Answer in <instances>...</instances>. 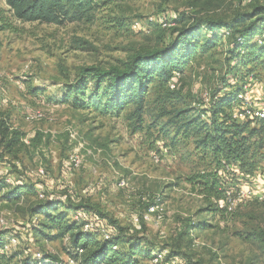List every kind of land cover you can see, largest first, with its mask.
<instances>
[{
	"label": "rangeland",
	"instance_id": "rangeland-1",
	"mask_svg": "<svg viewBox=\"0 0 264 264\" xmlns=\"http://www.w3.org/2000/svg\"><path fill=\"white\" fill-rule=\"evenodd\" d=\"M257 2L264 5V0H125L99 9L93 23L55 26L19 23L0 0V26L7 25L0 30V109L26 134L28 146L17 161L0 162V243L17 240L8 256L24 260L41 253L66 264L68 237L44 231L39 224L44 215L33 216L32 211L45 200H70L88 206L84 211L92 226L83 232L103 240L120 229L126 241L150 254L166 250L178 264H264L259 238L264 235V161L252 175L235 165L220 172L229 207L222 219L206 212V203L185 180L205 166L192 138L178 140L171 149L170 138L157 129L131 132L125 118L131 108L115 116L62 100L64 87L81 68L107 69L137 52L161 47L162 40L167 43L171 33L158 26L159 18L171 25L181 16L188 25L205 17L232 22ZM204 32L201 28L198 33L201 41ZM230 53V41L221 40L182 73L174 72L180 94L175 106L208 109L212 93H219L225 79L239 93L251 79L253 96H264V68L238 64ZM154 95L147 99L144 127ZM34 112L41 118L24 119ZM37 133L44 135L41 143L29 146ZM21 185L30 192L13 194ZM138 259L148 264L146 257Z\"/></svg>",
	"mask_w": 264,
	"mask_h": 264
},
{
	"label": "trees",
	"instance_id": "trees-1",
	"mask_svg": "<svg viewBox=\"0 0 264 264\" xmlns=\"http://www.w3.org/2000/svg\"><path fill=\"white\" fill-rule=\"evenodd\" d=\"M3 1L11 17L19 23L62 26L74 22L93 23L99 9L125 0ZM238 20L246 23L238 27L235 25ZM196 22L188 25L181 16L178 24L176 22L168 28L158 25L163 31H170V40L167 43L162 40L161 47L137 52L119 65L107 69L99 66L81 68L75 81L64 87L62 100L71 102L75 108H93L115 116L131 108L125 117L131 132L157 129L162 136L170 138L171 149H175L178 140L192 138L194 152L201 154L200 160H204L205 166L185 180L206 203V212L224 219L229 213L228 193L220 172L229 165H235L244 175H252L257 170L264 161V119L254 125L231 119L230 110L237 102L240 89H233L226 79L221 91L212 93L210 106L205 110L192 109L188 105L177 108L174 102L180 100V94L176 85L170 88V83L174 72L182 73L189 62L206 54L221 40L230 41L231 57L238 64L264 68V5L253 3L250 13L238 15L232 22L213 17ZM6 28L7 25L0 26V30ZM201 28L205 30L202 41L198 34ZM151 93L155 94L154 109L149 111L150 122L144 127L147 99ZM162 118L166 121L158 123ZM43 137L37 133L29 146L36 147ZM25 138L26 134L15 128L9 115L0 109V162L9 164L25 154L28 148ZM30 190L21 185L12 193L16 195ZM219 201L223 202L221 207ZM56 208L65 211H56ZM87 208L80 203L74 205L70 200L66 203L45 200L33 208L32 214L44 215V221L39 223L44 231L54 232L59 238L68 237L71 248L68 255L79 264H139V257H146L148 261L153 257L157 250L146 253L138 244L126 241L120 229L118 235L107 241L95 234L84 233L83 224L73 216ZM259 238L264 242L263 234L260 233ZM5 243L1 242L0 248ZM113 246L117 250H113ZM8 253L0 252V264L62 263L57 257L41 253L39 258L29 256L24 260L8 256ZM171 257L168 253L165 262Z\"/></svg>",
	"mask_w": 264,
	"mask_h": 264
},
{
	"label": "built area",
	"instance_id": "built-area-1",
	"mask_svg": "<svg viewBox=\"0 0 264 264\" xmlns=\"http://www.w3.org/2000/svg\"><path fill=\"white\" fill-rule=\"evenodd\" d=\"M156 21H158V24L163 28H168L171 26V24L164 22L162 18H159ZM259 43H261V40H259ZM174 86H175V83L172 78V82L170 83V88L173 89ZM253 88H254V84L253 82H251V79H249L248 85H245L242 91L238 93L237 102L230 110V116L233 121L237 123L249 122L251 125H254L257 121L264 119V96L260 95L259 97H254ZM40 118H41V114L38 112H34L30 114L26 113L24 116V119L26 121L38 120ZM39 173L43 174V170L40 169ZM260 198L264 199V193L261 195ZM218 204L222 206L223 202L219 201ZM74 219L76 221L82 222L84 230L89 229V224L92 226L91 221H90L91 217L88 216V213H86L84 210L78 211L74 215ZM133 222L137 223L138 219H134ZM106 231L108 232L107 229ZM112 237L113 236H109L107 234H105L104 236L106 241L111 239ZM16 244H17L16 239H10L8 242L4 244L2 248H0V252H9L10 248L15 247ZM113 250H117V247L113 246ZM167 255H168V252L166 250H162V251L158 250L154 253L153 257L148 261V264L166 263L165 259ZM35 257L39 258L40 254L39 253L35 254ZM173 260H176V259L173 258ZM167 262H171V264H178L176 261H171V259H169ZM66 264H79V261L72 257H68Z\"/></svg>",
	"mask_w": 264,
	"mask_h": 264
}]
</instances>
